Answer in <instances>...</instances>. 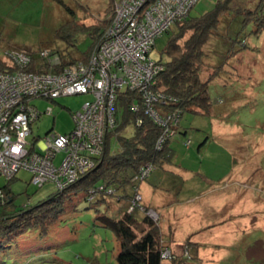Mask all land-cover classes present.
<instances>
[{
    "label": "rangeland",
    "instance_id": "1",
    "mask_svg": "<svg viewBox=\"0 0 264 264\" xmlns=\"http://www.w3.org/2000/svg\"><path fill=\"white\" fill-rule=\"evenodd\" d=\"M215 2L216 0H198L190 14L201 15L210 10ZM231 2L240 9L246 6L253 7L251 0ZM108 5L109 0H63L62 3L55 0H0L2 48L15 46L35 51L42 47H51L55 50L68 51L75 58L81 57L90 50L94 42L91 32L82 25L78 26L70 36L72 40L70 43L69 39L59 36L60 29L75 24L95 23L99 18H104L109 23L112 7L111 4ZM224 15L218 28L202 47L200 72L202 80H211L208 85L209 95L213 108L219 109L220 114L200 116L193 112H185L181 119V129L172 135L174 138L171 146H175L177 162L186 167L189 174L177 179L181 188L178 201L181 203L185 202L188 194H199L208 189L212 191L229 186L231 189H239L244 188L241 183L245 182L244 184L252 186L256 185V179L259 182L263 180L264 31L256 33L255 24L252 22L244 25L241 16L230 13ZM6 34H10L9 38ZM189 34L190 32L186 33L178 43L182 45ZM169 39V33H164L156 39L151 51L154 59L161 56L166 60L165 48ZM10 45L12 46L8 47ZM1 54L3 50L0 51ZM219 66L221 67L219 74L213 75L217 73L215 71ZM89 98L87 95H67L54 99H33L31 103L37 107L41 115L32 123V134L28 140H33V137L44 140L48 133L70 132L74 127L73 114L79 111ZM48 109L50 111H47ZM218 118L223 128H220V131L217 129ZM180 130H185L186 133ZM188 140L189 144H186ZM109 148L110 152L117 150L115 138L111 139ZM63 157L64 153L57 154L54 163L59 164ZM161 161L156 166L153 163L154 168L150 175L155 170L156 177L161 173L167 175L173 173L166 172L164 164L167 168L176 169L170 159L167 163ZM167 175L164 177H168ZM149 176L138 184L140 194L142 190L140 184ZM29 180L30 173L20 170L10 182L14 198L13 203L5 207L6 212L15 213L34 207L57 190L53 182L37 186L31 184ZM6 184V179L0 176V187ZM257 186L264 189V183ZM258 188L257 197L263 199L264 203V190ZM128 190L131 193V189ZM218 196L213 195L207 198L208 200H203L208 201L205 210L210 214L205 220L210 224L217 218L211 214L210 207L216 208ZM105 198L108 213L113 214L117 207L116 203L119 202L115 197ZM201 201V198L198 199L194 205L199 206ZM221 207L223 206L218 208ZM151 208L156 211L153 216L156 220L152 221L159 225L160 213L154 207ZM105 209L106 203L103 201L88 202L83 194L74 195L65 201L62 212L54 220H51L52 214H47L41 220V224L36 225V219L33 217L30 224L36 228L25 230L21 227L12 233L15 234L13 238L2 240L0 264H117L119 242L114 234L99 225L96 219ZM140 211L135 212L138 219L143 215L147 216L144 211ZM179 223L180 225L184 223V217ZM7 224L14 223L9 221ZM221 228L223 226L218 225L205 236L199 234L203 241L216 243L218 247L206 246L204 248L206 257L201 259L202 262L193 259L194 255H190L187 260L193 259V264H232L223 260L221 231H218ZM256 264L264 262L257 261Z\"/></svg>",
    "mask_w": 264,
    "mask_h": 264
},
{
    "label": "built area",
    "instance_id": "2",
    "mask_svg": "<svg viewBox=\"0 0 264 264\" xmlns=\"http://www.w3.org/2000/svg\"><path fill=\"white\" fill-rule=\"evenodd\" d=\"M197 1L113 0L108 27L87 61L63 66L60 55L50 47L35 51L4 49L2 59L16 70L0 71V176L10 181L20 170H26L31 184L42 186L50 181L57 190L76 182L104 153L107 134L118 123L116 104L123 90L135 92L139 97L130 104L132 112L142 107L144 114L162 128L156 142V148L161 150L164 141L176 132L181 115L159 111V106H167L175 98L156 89V78L163 65L151 56V51L156 39L183 20ZM34 64L39 70L28 71ZM67 95L90 98L73 114L74 127L70 132L48 133L43 148L35 149L28 137L32 123L41 112L31 101ZM142 122L141 117L137 118L138 125ZM185 143L189 144V140ZM59 153H64V157L55 164L54 158ZM153 168V163L147 162L134 173L133 197L127 211L141 210L156 220L153 218L156 211L142 204L138 192V184ZM5 201L0 188V206ZM175 255L169 247L161 252L163 260L173 259ZM181 255L189 257L186 244Z\"/></svg>",
    "mask_w": 264,
    "mask_h": 264
},
{
    "label": "trees",
    "instance_id": "3",
    "mask_svg": "<svg viewBox=\"0 0 264 264\" xmlns=\"http://www.w3.org/2000/svg\"><path fill=\"white\" fill-rule=\"evenodd\" d=\"M55 1L62 3L63 0ZM231 1L216 0L210 10L198 16H192L190 10L183 20L176 22L164 32L170 34V39L165 48L166 60H163L161 56L156 59L163 65V70L157 75L155 87L175 98V101H170L167 106H159V111L162 114L175 111L181 115L175 128L176 131L180 129L181 119L185 112L208 116L212 111L213 104L208 91L211 80L204 81L200 76L203 59L202 47L218 28L221 18L225 16L224 14L230 13L243 17L244 25L253 22L256 26V33L264 31V0H251L253 7L246 6L241 9L233 6ZM110 4L112 7L113 0H109L108 6ZM98 20L91 24H75L60 29L59 36L69 39L70 43L72 41L71 34L80 25L91 32L90 34L94 39L90 50L78 58H75L68 51L54 49L60 55L63 66L78 60L87 61L109 24L104 18ZM188 32H190L189 36L180 45L179 39ZM220 66L216 68L217 71L215 72L217 73L213 75L219 74ZM15 70L16 67L3 60L0 55V71L13 72ZM27 70L36 72L39 69L34 64ZM134 99H139L135 92L123 90L119 93L116 104L118 123L107 134L104 153L96 160L91 169L70 186L63 190H56L34 207L23 211L18 210L15 213H8L5 209L6 206L13 203L14 196L11 192L10 182L14 178L7 181L5 186L0 187L6 196L5 203L0 206V244L2 240L13 238L15 234L12 233L17 232L21 227L25 230L36 228L33 227L35 225L30 224L33 217L36 219V225L47 214H52L51 220H54L62 212L66 200L74 195L83 194L88 202L103 201L106 203L104 213L97 215L96 219L99 225L109 229L119 242L120 248L116 255L117 264H163L166 261L162 259L161 252L163 248L169 246L164 243L159 225L145 215L138 219L135 212L139 210L128 212L127 209L133 197L131 179L134 173L147 162L154 163L156 166L162 162V159H166L165 150H167V144L172 137L167 138L162 149L158 150L156 142L162 134V128L144 114L142 107L138 112H132L130 104ZM139 117L143 119L140 125L136 123ZM112 138H115L118 144V148L114 152H110L109 148ZM128 188L131 189V193ZM109 190L111 192H108ZM105 196L115 197L118 202L123 203L119 214L108 213ZM37 216L42 218L39 219ZM9 221L14 224H7ZM185 244L188 248L190 247L188 242ZM187 258L182 255H175L173 259L167 260V262L173 263L179 259L185 260Z\"/></svg>",
    "mask_w": 264,
    "mask_h": 264
},
{
    "label": "crops",
    "instance_id": "4",
    "mask_svg": "<svg viewBox=\"0 0 264 264\" xmlns=\"http://www.w3.org/2000/svg\"><path fill=\"white\" fill-rule=\"evenodd\" d=\"M8 35L10 34H6L7 38H9ZM11 46L12 45L8 47ZM4 48L7 49V47ZM4 48H2L1 22L0 51L4 50ZM219 114L220 110L214 109L212 105V111L208 116H217ZM218 120L220 124V119L218 118ZM219 124H217L218 131L222 128V125ZM180 132L186 133L185 130H180ZM173 138L174 137H172L167 144V150H165L166 159L162 160L164 163H167L169 162L168 159H170L176 169L167 168L166 164H164L163 167L165 171L173 173L169 175L161 173V175L156 177L154 175L156 172L155 170L145 182L140 184L143 204L154 207L160 213L161 221L159 227L162 238H164V243L168 245L174 253L181 255L183 246L188 242L190 246V255H194L193 259L202 262L201 259L206 257L204 255V248L208 245L216 247H218V245L216 243H208L206 242L207 240L203 241L202 238L199 237V234L205 236L208 231L214 230L220 225L221 227L223 226V228L218 231H221V246L224 249L223 260H225L226 263L249 264L255 262L254 264H256L257 261L264 262V203L263 199L257 197L256 193L259 187L257 184L264 183V174H262L263 180L260 182L257 181V179L255 180L256 185L248 186V184H244V182L241 183L244 188L239 187V189H231L230 186L219 190L212 189V191L208 189L199 192V194H188L185 198V202L181 203L178 201V193L181 188L180 185H178L179 180L177 179L189 174L187 173L186 167L180 162H177L178 159L174 149L175 146H171ZM28 141L37 150H41L44 146L43 140L34 137L33 140L31 139ZM171 170H175L176 172ZM165 175L168 177L165 178ZM166 180L170 181L166 182ZM213 195H219L216 198V208L221 205L223 207L218 209L210 207L211 214L217 217L215 222L210 224V222H206L207 220H205L207 215L210 214V212L205 210V205L206 203L208 205V201L203 200H208L207 198ZM200 198L202 200L201 203L199 206H195L194 203ZM252 202H254V206H252ZM116 206L114 213L119 214L121 207H123V203H116ZM183 217L184 223L180 225L179 222ZM192 260L179 259L173 263L164 262L163 264H193L194 262H192Z\"/></svg>",
    "mask_w": 264,
    "mask_h": 264
}]
</instances>
